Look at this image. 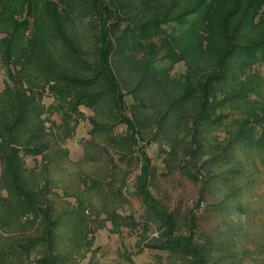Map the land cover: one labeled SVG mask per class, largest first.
Returning <instances> with one entry per match:
<instances>
[{
  "label": "trees",
  "instance_id": "16d2710c",
  "mask_svg": "<svg viewBox=\"0 0 264 264\" xmlns=\"http://www.w3.org/2000/svg\"><path fill=\"white\" fill-rule=\"evenodd\" d=\"M83 28L93 36L88 47L78 37ZM262 61L264 0H0V264H63L92 248L83 200L56 209L47 199L50 179L25 165L27 156H40L44 167L66 157L53 133L55 112L61 142L88 119L93 137L137 159L134 190L147 216L122 224L125 215L114 210L106 217L145 233L154 226L137 252L212 264L220 244L175 232V213L150 190L144 147L156 142L168 167L187 155L191 178L227 187L217 202L226 207L239 193L243 162L264 148V102L251 97L264 84L253 68ZM178 62L185 71L173 76ZM120 123L125 133L117 135Z\"/></svg>",
  "mask_w": 264,
  "mask_h": 264
},
{
  "label": "rangeland",
  "instance_id": "374dc122",
  "mask_svg": "<svg viewBox=\"0 0 264 264\" xmlns=\"http://www.w3.org/2000/svg\"><path fill=\"white\" fill-rule=\"evenodd\" d=\"M163 27L167 28L168 24ZM85 29H79L82 34L78 37L88 47L93 36L82 32ZM160 57L161 52L157 54V58ZM253 68L264 78V61ZM184 71V64L178 62L172 66L170 74L178 76ZM3 84L4 72L0 66V89ZM251 97L264 102V84L261 91L251 94ZM130 100L126 95L127 103ZM43 101L49 104L53 96L46 94ZM79 108L86 116L94 114L85 106ZM50 119L55 122L53 133L56 139L67 150L66 157L57 158L44 167L40 156H27L25 165L36 168V171L42 169L40 174L50 179L52 187L47 195L48 203L61 209L67 205L74 206L80 198L92 218L88 219V236L92 234L91 250L69 254L63 264H191L188 258L163 250L144 247L137 252L140 240L156 234L154 226L145 233L140 224L116 227L106 218L108 210L125 215L124 220H118L119 224L132 218L141 222L147 216L143 202L134 190L135 175L139 172L135 156L115 148L102 136L93 137L89 133L91 125L88 119L79 120L69 137L61 142L60 113H53ZM149 129L148 125L142 131L148 134ZM114 132L124 134L125 125L117 124ZM148 142L144 150L152 166L150 190L160 204L175 213V232L187 234L195 231L199 241L209 237L219 243L212 264H264V148L243 162L244 173L243 178L240 176L237 198L221 207L217 202L222 201L227 187L210 186L205 182V175L200 180L191 178L188 172L193 168L185 154L183 158L179 154L176 162L168 167L159 145ZM201 201L204 204L199 207ZM193 220L195 228L191 224ZM68 235L63 233L65 239ZM7 264H21V261L11 258Z\"/></svg>",
  "mask_w": 264,
  "mask_h": 264
},
{
  "label": "built area",
  "instance_id": "2783aa9c",
  "mask_svg": "<svg viewBox=\"0 0 264 264\" xmlns=\"http://www.w3.org/2000/svg\"><path fill=\"white\" fill-rule=\"evenodd\" d=\"M202 206H203V202H200L199 207H202Z\"/></svg>",
  "mask_w": 264,
  "mask_h": 264
}]
</instances>
